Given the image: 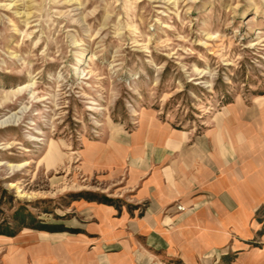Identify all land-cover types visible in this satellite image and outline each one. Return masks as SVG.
<instances>
[{"label": "rangeland", "instance_id": "rangeland-1", "mask_svg": "<svg viewBox=\"0 0 264 264\" xmlns=\"http://www.w3.org/2000/svg\"><path fill=\"white\" fill-rule=\"evenodd\" d=\"M262 97L264 0H0V264H42L95 198L143 212L147 141L264 155Z\"/></svg>", "mask_w": 264, "mask_h": 264}, {"label": "crops", "instance_id": "crops-1", "mask_svg": "<svg viewBox=\"0 0 264 264\" xmlns=\"http://www.w3.org/2000/svg\"><path fill=\"white\" fill-rule=\"evenodd\" d=\"M172 138L173 133L160 144L147 141L131 151L137 171L161 165L159 173L146 178L134 203L146 201L143 212L111 201L86 202L78 209L81 224L74 230L48 232L43 244L51 251L46 249L41 263L153 264V258L170 252H179L184 262L190 250L197 254L195 264L219 254V264H264V212L259 211L264 207V155L237 165L233 143L208 139L205 145H189ZM177 204L185 210H177Z\"/></svg>", "mask_w": 264, "mask_h": 264}, {"label": "trees", "instance_id": "trees-1", "mask_svg": "<svg viewBox=\"0 0 264 264\" xmlns=\"http://www.w3.org/2000/svg\"><path fill=\"white\" fill-rule=\"evenodd\" d=\"M95 200H98V201H101V202H108V200H107V199H104V198H101V199H99V198H95ZM259 211L264 212V207L261 208V209H259ZM56 230H57V229H56ZM71 230H74V229H71ZM261 231H263V230H261Z\"/></svg>", "mask_w": 264, "mask_h": 264}, {"label": "built area", "instance_id": "built-area-1", "mask_svg": "<svg viewBox=\"0 0 264 264\" xmlns=\"http://www.w3.org/2000/svg\"><path fill=\"white\" fill-rule=\"evenodd\" d=\"M176 207H177L178 210H181L183 208V205L177 204Z\"/></svg>", "mask_w": 264, "mask_h": 264}]
</instances>
